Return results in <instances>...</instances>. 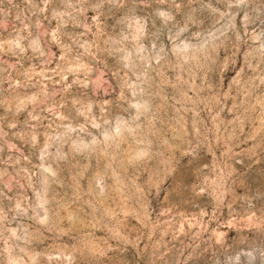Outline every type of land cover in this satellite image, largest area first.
<instances>
[{"label": "rangeland", "instance_id": "rangeland-1", "mask_svg": "<svg viewBox=\"0 0 264 264\" xmlns=\"http://www.w3.org/2000/svg\"><path fill=\"white\" fill-rule=\"evenodd\" d=\"M0 264H264V0H0Z\"/></svg>", "mask_w": 264, "mask_h": 264}]
</instances>
